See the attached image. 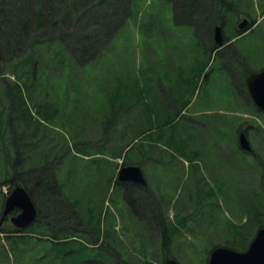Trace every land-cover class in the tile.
<instances>
[{"label":"trees","instance_id":"16d2710c","mask_svg":"<svg viewBox=\"0 0 264 264\" xmlns=\"http://www.w3.org/2000/svg\"><path fill=\"white\" fill-rule=\"evenodd\" d=\"M112 1L0 0V218L6 197L1 188L6 185L9 191L15 185L23 186L34 203L33 194L36 192L43 197L48 194L46 200L60 196L63 206H70L66 209L78 212V204L71 201L69 195H75V191H64L58 178L61 160H56L53 165L60 154L55 156L51 153L49 142L50 120L58 118V111L53 109L55 104L50 101V96L51 88H57L55 97L59 98L61 88L73 85L79 89L86 87L87 81H93L92 86L97 95L90 99L93 100L91 104L86 107V101L81 100L83 96L78 95L75 110L77 137L81 135L80 125L87 118L96 116L98 119L93 124L96 132L89 138L91 144L95 137L101 135L106 138L104 142L109 143L113 142L112 138L124 139L113 158H121L122 164L138 165L144 172L146 183H126L124 187L115 179L121 189L118 199L130 204L132 193L138 192V200L143 197L142 202L147 203L148 213V217H144L158 228L156 236L161 239V256L154 253V237L146 222L144 231L135 228L117 232L113 218L107 221L101 232L99 222L91 229L86 219L85 228H90L96 243L103 248L94 252L93 249L98 245L91 246L82 241V237L81 240L74 238L85 233V228L84 232L73 231L79 227L75 228L68 220L62 223L60 215L57 221L56 217H52L54 223L48 226L36 202L38 221L21 229L7 218L0 223V264H81L84 260L93 259H104L105 263L100 264H114L109 257L111 241L115 243L117 264H133L132 261L135 264H155L160 258L163 263L173 235L175 232L181 233V229L206 238V246L197 255L195 263L206 264L207 254L214 246L246 247L250 234L237 222L242 217L257 215L260 218L256 219V223L264 221V123H258L254 115L262 119L264 116L256 109L245 87L246 76L257 67L250 66L241 53L242 48L234 46V41L252 34L253 29L239 36L238 31L227 29L226 26V37L236 38L219 49L211 59L215 46V25L225 20L231 23L239 13L255 19L253 2L163 0L170 8L172 25L187 29V33L178 27L165 26L159 28V35L163 30L171 41V38L179 40L184 37L193 39L195 44L190 49L185 43L184 53L174 45L175 42L172 46L180 53L164 51L156 57L155 51H152L147 64L136 72L133 70V58L120 52L118 56L114 35L117 25H122L128 18L134 21L137 17L138 20L143 13L134 7V0H124V21L120 23V18L108 20L102 25L95 23L96 16H103L100 13L102 5L108 4L109 11H112ZM260 10L264 12L263 8ZM155 19L162 20L160 17ZM81 24L79 30L82 32L94 28L96 24L101 26L99 28L102 31L98 34H78L76 28ZM76 33L78 36L74 39ZM214 61L217 67L211 68ZM158 63L163 73L158 70ZM213 69L217 70L216 76H223L222 83L216 86L214 97L219 99V96H223L228 102L240 105H233L230 114L223 104L221 112L212 110L196 113V118L185 117L182 111L189 104L199 78L206 80L207 75L212 77ZM90 71L92 76L88 77ZM179 117H185L189 122H185L175 138L174 125ZM112 131H117L115 137ZM240 131L247 135L249 151L242 150L238 145ZM143 137L146 138L143 144L147 146L140 147L133 156H128L136 140ZM165 141L174 148L178 144L182 168L184 161L189 167L195 165L199 158L205 157L207 165L203 170L210 172L221 193H226L233 216L231 214L219 220L204 215L205 205L214 194L212 189L206 187L203 177H196L195 183H189L188 196L181 202L179 214H168L167 208L162 207V195L157 193L160 187L157 177H151V180L154 178L156 181L154 184L152 182V189L148 185L149 174L144 166L148 160L152 165L159 164V157L155 154ZM210 152L217 156L212 166L208 164L207 158ZM196 171L198 169L193 170ZM114 176L115 173L111 177L114 179ZM161 179L159 177V181ZM191 202L194 207L189 209ZM236 203L243 206L241 212L235 207ZM128 211L131 209L128 208ZM15 212L16 209L12 214ZM118 216L127 218L126 213ZM134 218L143 220L138 215ZM213 238L218 239L213 241ZM74 240L80 242L78 248L72 246ZM210 243L211 246L207 248ZM129 245L132 250L128 248ZM172 257L176 258L175 255Z\"/></svg>","mask_w":264,"mask_h":264},{"label":"rangeland","instance_id":"374dc122","mask_svg":"<svg viewBox=\"0 0 264 264\" xmlns=\"http://www.w3.org/2000/svg\"><path fill=\"white\" fill-rule=\"evenodd\" d=\"M251 1L255 5L256 1L260 2L261 0ZM123 4L124 0H113L110 4L112 11H109L108 4L106 6L102 5L100 13H103V16H96L95 23L98 22L99 25H102L108 20L112 21L114 19L118 20L120 18L122 19L119 21L120 23L124 21L123 19L125 17V11L122 8L124 7ZM134 5V7L138 8L139 13H143V16L138 20H136L137 17H135L134 21H132L131 18H128L122 25H117L118 29L114 35L115 48L118 56L121 53L127 54L128 58L130 59L133 58L135 61L133 68L134 71H140V68H142L144 64H147L152 51H155L156 57L161 55L164 51L170 53H180L176 52L177 49L172 46L174 42L176 43L174 45L179 49L181 48L183 53L185 52V43L190 47V49L193 47L195 41L191 38L185 39L183 37L179 40L171 38L173 40L171 41L170 37L163 33V30L161 31V35H159V28H164L165 26L168 28L178 27L181 31L187 33V29L172 25L169 18L170 8L168 4L163 2V0H134ZM243 16V14H240V18ZM157 17H160L162 20H156L155 18ZM99 25L97 26L96 24L94 28H88V32L86 30H83L86 32H82L79 30V28L82 26L81 24L76 28L78 29L76 32L78 34H98L102 31L100 30L101 28L99 27L101 26ZM229 26L232 27L233 24H230ZM77 33L73 36L74 39H77ZM204 39H206V37H204ZM235 45L238 46L239 49L242 48L243 56H245L246 61L250 66L257 67L259 64L264 65V17L261 19L259 25L253 28L252 34L246 37H241L237 41H234V46ZM170 48L174 49L170 50ZM158 66V70L163 73L164 70L160 67L159 63ZM216 67V61H214L211 68ZM216 73L217 70L213 69L212 77L207 75L206 80H204L202 77L199 78L195 92L193 93L189 104L182 111L185 117H189L190 119L196 118V113L210 112L212 110L214 112H221L223 104L226 105L224 108L230 114L233 112V105H240V103L234 104L233 102H228L223 96L221 98L219 96V99L214 97V91L217 84L219 82L222 83L223 81V76L221 74L216 76ZM87 76H92V72H88ZM160 77L164 79L163 75ZM92 82L87 81V86L79 89L75 88L73 85L71 87L61 88V97L59 96V98L55 97L57 95V92H55L57 88H51L52 92L50 96V101L55 104L53 109L58 111V118L50 120L49 142L51 144V153L55 156L58 153L60 154V158L55 159L53 165L56 163V160H61V163H59L61 165L59 166L60 170L58 173V178L60 179V184H63L64 191H75V195H69L71 197V201L73 200V202L78 204V209L74 207L78 212L73 213L67 208L70 211L69 212L65 207L70 208V206H63V202L61 201L62 199H59L60 196L49 197L50 199L46 200L48 194H46L45 197L37 192L33 194V191L35 190L32 191V194L35 197L34 205L37 202V208L39 207L38 209L40 211L39 213L45 219V222L48 226L49 224L54 223L52 217H56L57 221L60 218L57 216L60 215V220L62 223L65 224V222L68 220L71 221L72 226L75 228L79 227V229L67 227L73 229V231L82 230V232H84L83 228L86 227L84 224L86 219L88 222H90L89 224L91 225V229H94L96 223L99 222L101 232H103V229H105L107 221L113 218L115 219V225H120V227L116 229L117 232H123L135 228L142 229V231H144L146 230L147 223L148 230L150 231V234H153L154 237V247L156 248L154 253L161 256L159 249V247H161L159 246V241L161 242V239L156 236L158 234V228L150 223L148 218L144 217L147 216L146 214H148L146 205L147 203L142 202L143 197H140L141 201L136 198L138 197V192L132 193V195H130V204H125L122 202L120 199H118V197L121 196V189L118 186V183L115 182V178L113 179L111 177L112 174H114V170L117 165V162L113 156L118 151V146L124 141V139L112 138L113 142L109 143L108 141L104 142L106 138H104V135H101L95 137L93 143L91 144L89 138L94 136V133L96 132V127L93 126V124L96 119H98V117L91 116L90 114L89 115L91 117L87 118L86 121L80 125L81 130L79 132L81 135L77 137L78 127H76L77 116L75 114V110L79 101L78 95L81 97L83 96V99L81 98V100L86 101V107L91 104L93 100L90 99L97 95V91L93 88ZM202 104H206L207 106ZM228 108L230 111H228ZM254 116L258 123H264V119L260 118L258 115ZM185 117H179L178 121L174 125L175 138L178 137V132L184 126L185 122H189V120ZM116 133L117 131L111 132L114 137ZM145 139L144 137L137 139V142H135L134 145L129 149L127 155L133 156V154H135L140 149V147L147 146L143 144V142L146 141ZM176 148H174L172 145H169L165 141L164 144H160V147L155 154L156 157H159V164L152 165V162L149 160L145 161L144 163V166L146 167L149 174L148 185L152 189V182L154 181V178L151 180V177H157L156 181L160 186L157 190V193L162 195V207L167 208L169 215H171V213L174 215V212L175 216L178 215L181 209V202L186 196H188L189 183H195L196 177H203L202 179L205 182L206 187L208 189H212L214 194L213 197L209 198L207 204L205 205L204 215L214 216L219 220H224L228 215H231L232 213L229 209V202L227 201L226 193H221L219 186L212 179L211 173H206L203 170V168L207 165L205 162V157L204 159L202 157L199 158L195 165H191L189 167L187 162L184 161V167L182 168L183 161H179V154L177 152L178 144ZM207 158L208 164L210 166L215 165L217 156H213V153L210 152L208 153ZM117 161L119 162V160ZM166 162H168V164H166ZM195 169H198V171L193 172ZM36 173L38 176L40 175L38 171H36ZM158 176L162 178L160 181ZM156 181H154L153 184ZM255 183H257V181ZM1 189H3L5 194L9 193V188L7 185L3 186ZM56 198L59 200H56ZM74 199H76V201H74ZM164 202H166V204H164ZM57 205L58 207H56ZM192 207H194V203L191 202L189 209ZM235 207L239 208L240 212L243 209V206H239L237 203L235 204ZM128 208H130L131 211H128ZM133 211L134 213H132ZM121 213H126L127 218L124 216L119 217L118 215ZM133 215L136 217L138 215V218L143 220H137ZM89 218L91 219L90 221L88 220ZM259 218L260 216L256 215V217L247 216L242 217L240 220L237 219L239 225H242L243 230L246 231L247 234H250L246 240V243H249L256 230L264 225V221L261 224H259V222L256 223V219ZM36 220L38 221V217ZM85 229V233H81V236L78 235V237L74 238L81 240L80 237H82V241H85L92 246H97V240L93 232H91L90 228ZM216 239L218 238H213V241ZM206 242V238L203 239L202 235H194L190 231L181 229V233L175 232L173 235V240L169 245L170 250L167 253L168 255L164 256V258H172V255H175L180 264H195L197 255L201 253L203 247L206 246ZM78 243L80 244L78 241L71 242L72 246L77 248L80 246ZM110 245H115L114 241H111ZM210 246L211 243L207 246V248ZM131 247L132 246L129 245L128 248L132 250ZM244 248L245 247L236 249L241 250ZM101 249L103 248L99 247L98 245L96 249H93V251L99 252ZM132 262L135 264V261ZM1 264H10V262ZM81 264L98 263L93 262V260H84L81 262ZM155 264H164L162 263V258L156 260Z\"/></svg>","mask_w":264,"mask_h":264},{"label":"water","instance_id":"95a60500","mask_svg":"<svg viewBox=\"0 0 264 264\" xmlns=\"http://www.w3.org/2000/svg\"><path fill=\"white\" fill-rule=\"evenodd\" d=\"M247 19L238 23V28H243ZM214 41L222 44L221 26L214 29ZM248 93L259 109L264 112V68L258 72L250 73L246 77ZM241 148L248 150L249 143L244 133L239 135ZM117 179L120 181H134L144 183L141 169L137 165H123L119 168ZM13 209L18 212L10 216L11 223L17 228L30 225L36 217V208L27 191L22 186H15L5 197L0 223ZM165 264H179L174 258H167ZM206 264H264V225L259 227L254 237L245 249L237 250L228 246H216L207 255Z\"/></svg>","mask_w":264,"mask_h":264},{"label":"flooded vegetation","instance_id":"af4514ba","mask_svg":"<svg viewBox=\"0 0 264 264\" xmlns=\"http://www.w3.org/2000/svg\"><path fill=\"white\" fill-rule=\"evenodd\" d=\"M259 7H261V8H264V0H261L260 2H259ZM261 18V17H260ZM260 21V19H258V21L256 22V25L255 26H258L259 25V22ZM248 26H250L249 24H248ZM251 30V27L249 28V27H247L246 29H244L243 31H239V34H245L247 31H250ZM263 36V35H262ZM241 53L243 54V52L241 51ZM264 67V65H261V67H260V69L261 68H263ZM259 69V70H260ZM119 183H121V184H123L124 185V187L126 186V183H132V182H130V181H127V182H119ZM134 184L135 185H140V184H138V183H135L134 182ZM129 191H132V189H130ZM110 247H111V251L109 252V257H110V262H113L114 264H116V257H115V255H116V249H115V245H110ZM93 262H97L98 264L100 263V260L98 259H93ZM104 263H105V261H104Z\"/></svg>","mask_w":264,"mask_h":264},{"label":"bare ground","instance_id":"6f19581e","mask_svg":"<svg viewBox=\"0 0 264 264\" xmlns=\"http://www.w3.org/2000/svg\"><path fill=\"white\" fill-rule=\"evenodd\" d=\"M110 146V145H109Z\"/></svg>","mask_w":264,"mask_h":264}]
</instances>
